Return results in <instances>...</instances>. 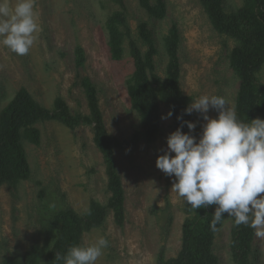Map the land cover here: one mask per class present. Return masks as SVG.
Listing matches in <instances>:
<instances>
[{"label": "rangeland", "instance_id": "1", "mask_svg": "<svg viewBox=\"0 0 264 264\" xmlns=\"http://www.w3.org/2000/svg\"><path fill=\"white\" fill-rule=\"evenodd\" d=\"M218 1L228 14L245 3ZM15 3L10 0L11 6ZM152 5H163V15L143 8L139 0H124V8L113 0H35L39 31L28 54L17 55L0 43V111L24 87L46 109L56 111L64 103L72 116L85 117L91 112L87 83L94 85L106 130L120 143L114 156L125 191V218L119 224L107 207L112 193L93 124L38 123L40 144L22 141L29 179L10 175L0 186V264L6 256H21L33 244H43L50 221L61 210L85 222L93 201L106 210L102 222L81 235L80 244L108 240L96 264H159L161 258L168 262L179 256L185 222L193 215L172 191L174 177L156 167L167 149L173 115L161 119L171 110L160 102L159 136L153 142L144 136L129 93L128 80L135 71L130 41L124 43L123 59L114 60L106 22L113 13L125 11L131 40L142 56H152L161 79L168 76L166 39L175 30L182 92L193 99L222 96L235 112L242 80L231 65V53L239 41L214 28L201 0H152ZM258 77L264 84V65ZM208 115L215 118L218 112L210 109ZM232 229L229 218L215 232L212 252L218 264H237ZM51 237L55 241V231ZM250 249L246 264H264V237L254 233Z\"/></svg>", "mask_w": 264, "mask_h": 264}, {"label": "trees", "instance_id": "2", "mask_svg": "<svg viewBox=\"0 0 264 264\" xmlns=\"http://www.w3.org/2000/svg\"><path fill=\"white\" fill-rule=\"evenodd\" d=\"M124 8V0H113ZM141 6L162 16L164 6L152 5V0H139ZM214 28L221 34L237 38L239 45L231 53V65L235 69L241 85L236 100L237 118L249 122L257 115L264 116V84L258 73L264 65V0H245L244 5L235 14L223 11L218 0H201ZM106 28L110 37V51L114 60L120 61L125 56L124 43L129 38L130 54L134 59L135 71L128 80L129 93L133 109L139 114L144 136L151 142L160 133V102L173 111L172 132L181 124L177 116L183 115L185 121L197 123L193 133L197 137L202 132V117L199 113L184 115V109L193 97L186 96L179 85L180 66L177 54V34L172 31L166 39V51L169 57L168 76L161 79L155 72L151 55L142 56L139 46L131 40V31L125 11H117L109 16ZM90 95V115L74 117L66 104L59 103L56 111L46 109L36 103L26 88H21L15 99L0 111V186L10 175L20 180L30 177V166L22 141L27 140L39 145L41 132L37 124L47 120L60 122L75 127L84 122L93 124L95 142L103 153L108 176V190L112 193L107 207L114 211L115 219L122 224L125 218V191L118 172L114 148L120 146L118 140L109 135L103 121L97 100L94 98L95 87L87 83ZM194 100V99H193ZM184 132H188L185 125ZM215 205L207 208L193 209L187 204L186 210L193 215L184 226V240L179 256L171 261L159 264H218L212 252V244L217 229L224 220L232 218L224 214L221 222L213 231L210 223L213 219ZM106 207L93 201L83 222L70 210H61L49 223L43 244H33L21 256H6L4 264H63L56 260V253L66 254L72 245H79L81 235L98 226L103 219ZM233 220L232 249L234 261L246 264L255 230L246 225L236 226ZM55 231L56 239L51 233Z\"/></svg>", "mask_w": 264, "mask_h": 264}, {"label": "clouds", "instance_id": "3", "mask_svg": "<svg viewBox=\"0 0 264 264\" xmlns=\"http://www.w3.org/2000/svg\"><path fill=\"white\" fill-rule=\"evenodd\" d=\"M35 0H0V43L17 55L28 54L39 31ZM224 97L202 95L191 99L184 115L199 113L205 123L197 137V123L177 116L180 126L167 137V149L156 167L174 177L172 191L193 209L215 205L210 227L216 230L227 213L238 227L246 225L264 237V119L244 122ZM210 109L217 117L208 115ZM169 111L161 119L173 115ZM188 132H184V126ZM174 154V155H173ZM108 247L101 237L94 242L72 245L66 254L56 253L63 264H96Z\"/></svg>", "mask_w": 264, "mask_h": 264}]
</instances>
